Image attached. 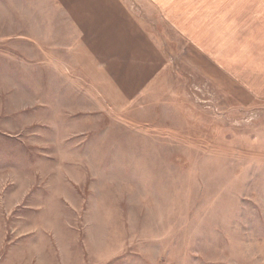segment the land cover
Wrapping results in <instances>:
<instances>
[{"label":"rangeland","instance_id":"rangeland-1","mask_svg":"<svg viewBox=\"0 0 264 264\" xmlns=\"http://www.w3.org/2000/svg\"><path fill=\"white\" fill-rule=\"evenodd\" d=\"M178 17L0 0V264H264V96L190 65Z\"/></svg>","mask_w":264,"mask_h":264},{"label":"crops","instance_id":"crops-1","mask_svg":"<svg viewBox=\"0 0 264 264\" xmlns=\"http://www.w3.org/2000/svg\"><path fill=\"white\" fill-rule=\"evenodd\" d=\"M155 1L169 15L180 16L174 29L189 44L190 65H199L220 90L240 99L252 96L245 105L262 100L264 0Z\"/></svg>","mask_w":264,"mask_h":264}]
</instances>
